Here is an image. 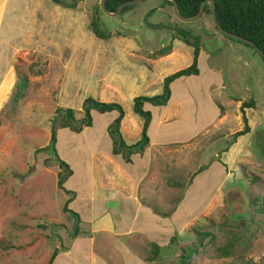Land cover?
<instances>
[{"label":"rangeland","instance_id":"1","mask_svg":"<svg viewBox=\"0 0 264 264\" xmlns=\"http://www.w3.org/2000/svg\"><path fill=\"white\" fill-rule=\"evenodd\" d=\"M78 1L88 13V23L78 22V29L83 25L90 32L95 13L101 31L147 49L153 53L149 58L182 47L181 59L168 64L171 69L165 63L155 70L158 84L130 85L129 96L161 94L163 77L192 63L193 48L178 39L177 30H188L199 38L200 49L211 52L198 59V77L172 82L166 105L144 104L152 115L149 135L157 144L141 160L126 162L111 153L107 133L116 111L93 110L92 125L80 133L63 127L60 116L52 121L58 107L73 108L80 120L82 101L92 96L123 106L130 116L123 126L126 136L134 118L141 130L143 119L133 112L132 98L123 99L106 80L98 81L101 74L107 77L108 62L76 71L73 58L61 55L67 56L64 68L42 48L56 25L29 23L31 0H8L7 21L0 19V264H47L54 251L52 264H180L181 255L191 250L187 264H262L261 55L216 30L209 13L182 22L163 0H143L112 17L96 9L99 0ZM56 21L58 28L64 26ZM101 42V49L109 46ZM212 64L218 75L209 70ZM233 98L255 103L246 112L252 132L238 146L230 144L231 135L243 128ZM164 112L169 122L159 131L155 124ZM53 124L56 154L69 171L63 186L73 195L58 187L64 170L46 148ZM126 136L127 143L139 138L136 128L130 140ZM68 199L67 208L78 214V221L63 210Z\"/></svg>","mask_w":264,"mask_h":264},{"label":"trees","instance_id":"2","mask_svg":"<svg viewBox=\"0 0 264 264\" xmlns=\"http://www.w3.org/2000/svg\"><path fill=\"white\" fill-rule=\"evenodd\" d=\"M54 3L60 4L64 7L75 8L77 6V0H71L70 3L64 0H51ZM129 0H106L105 7L108 11L113 12L116 8ZM164 1V0H163ZM177 7L181 15L185 17L194 16L199 9V6L205 0H175ZM215 5V15L218 24L226 31L244 37L245 39L251 41L255 46H257L264 54V0H213ZM171 5L169 2L164 1ZM130 5L124 7L120 13L127 11ZM152 9L147 12V14L152 13ZM203 13L210 14L209 5L204 7ZM97 16L95 13L91 16L89 22V27L95 36L101 39H108L111 36V32L101 31L97 27ZM216 29V28H215ZM217 30V29H216ZM176 36L183 43L191 46L193 48V60L192 63L182 69H179L171 74H168L163 78L162 81V93L159 95L146 96L139 95L132 100V110L133 112L143 119L140 137L139 139L132 143L127 144L120 131V123L125 115L123 106L118 102H103L95 99L92 96H87L84 98L81 104V110L83 116L80 120H77L74 116L75 110L73 108H56L55 117L52 121L61 117V122L63 127L68 128L74 133H80L84 128L90 127L92 125V111L98 113H108L112 111L117 112V116L109 123L107 126V133L112 139V149L111 153L113 155H120L126 162L131 161V155L135 153H142L145 147L149 144L150 137L148 135V127L151 121V113L143 108L144 103H150L157 106H164L167 104L171 97V83L182 76L197 75L199 73L198 69V55L200 51L199 38L192 36L188 30H177ZM243 43V42H242ZM247 45V44H246ZM249 46V45H248ZM169 47V46H168ZM256 51V50H255ZM257 52V51H256ZM254 107V101L252 99L248 101H242L239 109L241 112L243 128L234 132L231 136V143H234L236 139L246 133L251 131L248 118L245 114V109ZM51 153L56 157L60 168L64 170L68 165L60 160L56 154V135L54 130V124L51 129V135L49 144L46 147ZM44 150V148H41ZM200 170V169H199ZM69 171L64 170L58 175L57 185L66 194H72V192L66 190L63 186L65 179L68 177ZM198 173V172H196ZM70 199V198H69ZM64 203L63 210L69 212L75 216L76 221H78V214L67 208L70 200ZM74 234L77 233V229H74ZM194 250H191L187 256L181 255L180 264H187L188 259L193 254ZM56 255L54 251L48 260L47 264H52V261ZM262 264H264V257Z\"/></svg>","mask_w":264,"mask_h":264},{"label":"crops","instance_id":"3","mask_svg":"<svg viewBox=\"0 0 264 264\" xmlns=\"http://www.w3.org/2000/svg\"><path fill=\"white\" fill-rule=\"evenodd\" d=\"M64 1L66 2V0ZM7 3H8V0H0V19L1 20L3 19L2 23H5L8 18V16L6 15ZM87 14L88 13L86 12L85 9L81 7V4L78 0H77V6L75 8L64 7L60 4L54 3L51 0H31L29 13H28L29 18H31V22L29 23L31 24L39 23L42 25L44 24V25H49V26H52L54 24L56 25L55 30L48 36V38L46 39V42L44 43L45 45H43L42 47L43 52L45 54L50 55V57H55L56 59H60L62 62H63V58L65 59L67 56L61 58L60 57L61 55H70L71 58H73V62L71 63V66L76 71L78 69L81 70L83 68L93 69L95 68V65H94L95 62H99V63H101L102 61L108 62L107 70H108V65H109V70L107 71L108 72L107 77L105 78L101 74L98 77V81L106 80V83L108 84V86H110L117 95L124 96L122 97L123 99L132 98L133 100L134 97L139 96V95H131V96L128 95L129 94L128 90H129L130 85H135V86L141 85V84L146 85L147 82H149L151 85L158 84L161 78L160 77L158 79V77L155 76L156 74L155 70L157 71L158 66L163 67L164 64L167 63L166 68L168 70L172 68L171 65H168V64H170L171 62L175 60L181 59V55L183 54L181 52L182 47L178 45H175V47L172 46L170 51H168V53L166 54H161L156 57L151 56V58H149L150 56L148 54L150 51L148 52L147 49L144 50L137 45L127 46L125 43L123 44L122 42H118V40L122 41V37L119 35L117 36L111 35L106 40V39L98 38L97 36L94 35L92 31L90 32L84 31V29L82 28L83 25H81V28L78 29L77 28L78 22L82 23V22L87 21L88 23V20H86L88 17ZM49 17L52 18V21L47 20ZM57 18L61 19L62 22L64 23V26L62 28H58L59 26L56 24ZM1 20H0V25H1ZM99 41L100 43H102L101 41L107 42L109 46L105 47L104 49H101L100 48L101 44L99 46ZM40 49H38L37 51H40ZM33 50L36 51V49H33ZM210 52H211L210 49L207 51L200 49L198 59L201 57V55H204V54L206 55L205 57H207V55L210 54ZM151 53L152 52H150V54ZM46 58L48 59V57ZM85 62L87 63L86 65H85ZM63 65L65 68L66 65L64 62H63ZM215 67L216 66L212 64L209 70L212 72H216ZM160 71L161 70H159V72ZM218 71H220V68H218ZM173 72H175V69L174 71H172V73ZM216 73H217L216 75L219 74V72H216ZM199 74H200V69H199V73L194 76L198 77ZM75 76L79 77L77 72L75 73ZM86 77L92 78V80H94L93 75H90V76L86 75ZM182 77H188V76H182ZM180 78H177V79H180ZM172 84L173 83H171V87H172ZM219 84L221 88H223L224 83L219 80ZM233 99H235L236 105L240 107L242 102L239 101L237 98H233ZM254 107H255V103H254ZM254 107L246 108L245 114L246 112H248V110L253 109ZM128 118H130V116H127L125 113L121 121V124H120V127H121L120 131H121L123 138L126 136L125 135L126 129L124 130L123 126H124V123H127L126 121ZM134 119L135 120L133 121L135 125L131 124V129L129 130L127 134L128 136H126L129 138V140L131 139V136L135 133V128L138 131V136L140 137L141 130L137 123L138 119L137 118H134ZM151 121H152V117H151ZM168 122H169L168 114L167 112H164L163 115L157 120V123L155 124V129L158 128L159 131H161L163 125H168ZM248 123L250 126V120H248ZM149 127H150V124H149ZM149 127H148V135H149ZM250 129H251L250 132H252V128ZM243 136L244 135L236 139V141L234 142L235 146L239 145V141H240L239 139H242ZM149 137L151 136L149 135ZM138 139L134 141L130 140L128 141V143L126 142L125 139L124 140L127 144H132L136 142ZM156 144L157 143L154 141V139L150 138L149 144L145 147L143 152L132 154L130 157L131 160L134 162L135 158L138 157L140 159L141 157H143L142 156L143 154H146V151L148 153L150 149H154V145ZM114 156H118V155H114ZM149 161L151 163V158H149ZM156 163H157V159L155 161V164ZM156 171L157 169L155 168V172ZM139 175L140 173H137V175L133 176V178H135V180H138ZM144 176L150 177L148 174ZM130 180L131 181L133 180L131 176H130Z\"/></svg>","mask_w":264,"mask_h":264},{"label":"water","instance_id":"4","mask_svg":"<svg viewBox=\"0 0 264 264\" xmlns=\"http://www.w3.org/2000/svg\"><path fill=\"white\" fill-rule=\"evenodd\" d=\"M105 1L106 0H99V4L98 6H96V9L97 7L100 8V10L102 12H104L105 14H107L108 16H117L124 7L128 6V5H133V4H138V3H141L143 0H129V1H126L122 4H120L115 11L113 12H110L106 9L105 7ZM164 1H167L171 4V7H172V11H173V14L174 16L182 21V22H193V21H196L197 19L200 18V16L203 14L204 12V7L206 5H209V8H210V18H211V22H212V25L223 35H225L226 37H229L233 40H236V41H240V42H243L249 46H251L252 48H254V50H256L260 55L261 57L263 58L264 60V54L262 53V51L257 47L255 46L251 41L245 39L244 37H241L239 35H236L234 33H231V32H228L226 30H224L217 22V19H216V15H215V5H214V1L213 0H205L204 2H202L199 6V9H198V12L194 15V16H191V17H185L183 15H181V13L179 12L178 10V7H177V3L175 0H164Z\"/></svg>","mask_w":264,"mask_h":264}]
</instances>
